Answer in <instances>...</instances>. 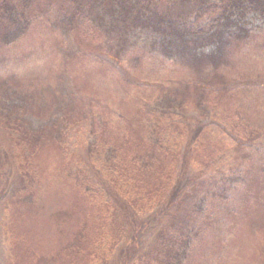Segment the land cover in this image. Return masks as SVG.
I'll use <instances>...</instances> for the list:
<instances>
[{
	"label": "trees",
	"instance_id": "16d2710c",
	"mask_svg": "<svg viewBox=\"0 0 264 264\" xmlns=\"http://www.w3.org/2000/svg\"><path fill=\"white\" fill-rule=\"evenodd\" d=\"M255 16H264V0H0V54L45 22L55 33L105 31L102 56L115 65L126 52L129 32L145 29L158 37L162 53L179 51L214 69L235 42L249 37L248 23ZM201 81L187 85V95L160 94V115L150 114L147 139L135 152L124 154L113 139L116 133L108 134L92 110L84 124L65 110L51 125L62 147L73 126H82L88 137L83 154L65 172L94 210L63 253L73 257L70 264H111L119 229L125 240L116 264H191L205 243L226 232L257 137L248 132L240 142L232 139L227 151L191 162L188 155L204 127L187 119L186 103L198 114L217 105L210 83ZM13 91L0 99L2 208L21 199L33 181L30 163L46 129L30 128L27 102ZM1 218L0 246L7 250L19 241Z\"/></svg>",
	"mask_w": 264,
	"mask_h": 264
},
{
	"label": "rangeland",
	"instance_id": "374dc122",
	"mask_svg": "<svg viewBox=\"0 0 264 264\" xmlns=\"http://www.w3.org/2000/svg\"><path fill=\"white\" fill-rule=\"evenodd\" d=\"M248 28L249 37L235 42L214 69L179 51L162 53L158 37L145 29L129 32L126 52L115 65L102 56L105 31L93 36L80 30L55 33L45 22L8 54L1 53L0 99L13 90L23 95L30 128H46L30 163L33 181L21 199L6 208L0 204V239L3 215L19 241L7 250L0 246L3 264H70L73 257L63 253L93 215L89 200L65 173L83 154L87 134L82 126H73L62 147L51 130L65 110L83 124L92 110L108 134L116 133L113 139L121 142L124 154L135 152L147 139L150 114L161 108L160 94L187 95V85L201 79L210 83L217 105L198 114L186 103L187 119L204 127L190 161L227 151L232 139L240 142L248 132L257 138L226 232L205 243L191 264H264V16L251 17ZM124 240L119 229L111 264L119 261Z\"/></svg>",
	"mask_w": 264,
	"mask_h": 264
}]
</instances>
